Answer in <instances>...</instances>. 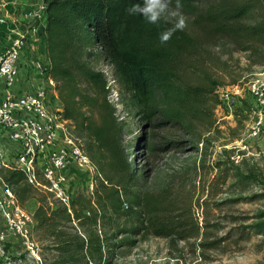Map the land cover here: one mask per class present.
I'll return each instance as SVG.
<instances>
[{
    "label": "trees",
    "instance_id": "trees-1",
    "mask_svg": "<svg viewBox=\"0 0 264 264\" xmlns=\"http://www.w3.org/2000/svg\"><path fill=\"white\" fill-rule=\"evenodd\" d=\"M43 2L45 18L38 31L48 59L43 69L56 81L62 113L82 137L102 178L93 200L81 190L72 193L71 212L41 189L35 223L51 227L48 247L55 255L46 264H112L117 250L135 243L140 234L168 236L187 225L168 213L159 193L135 187L123 144L124 121L108 98L104 73L91 58L102 55L113 64L127 104L149 122L191 129L205 116L209 93L220 101L215 86L221 80L213 78L208 67L198 66L205 42L226 36L236 49L256 52L253 60L264 61L259 47L264 45V0H179V10L177 0H171L168 13L156 24L126 12L143 0ZM256 6L263 7L258 18L246 22ZM178 13L192 15L198 32L175 29ZM169 29L175 30L162 43L161 35ZM191 65L199 69L195 81L184 76ZM4 177L16 186L21 200L32 188L21 170L8 169ZM47 197H53L56 206ZM185 231L179 238L191 233Z\"/></svg>",
    "mask_w": 264,
    "mask_h": 264
},
{
    "label": "rangeland",
    "instance_id": "rangeland-1",
    "mask_svg": "<svg viewBox=\"0 0 264 264\" xmlns=\"http://www.w3.org/2000/svg\"><path fill=\"white\" fill-rule=\"evenodd\" d=\"M0 1V11L5 16V7L21 20L24 12H32L29 21L37 25L38 34L44 23L43 9L39 7L42 0ZM261 8L254 7L244 20L255 21ZM181 17L187 29L198 32L192 15L178 13V22ZM15 24L19 21L0 22V50L14 34L11 28ZM25 44L18 58L19 73L13 89L26 87L31 71H39L46 81L43 68L48 59L42 38ZM259 47L264 51V45ZM201 51L204 60L198 58V66L208 67L213 78L221 80L215 88L237 82L245 90L243 95L219 102L209 93L203 107L205 116L195 120L191 129L149 122L127 104L113 64L102 55L91 58L96 69L107 78H115L110 87L116 92V111L125 124L123 144L130 173L137 180L135 187L159 193L168 213L191 231L183 238H179V233H185L184 229L168 236L144 232L132 245L119 248L112 264H264V126L258 131L253 129L257 112L247 87L255 79L264 81V61L253 60L256 52L249 49H236L226 36L205 42ZM187 72L188 76H184L195 81L199 69L191 65ZM48 93L51 103L60 104L55 86ZM101 178L97 177V184ZM84 183L85 176L69 173L71 192H84ZM31 187L22 200L17 197L34 210L42 191L32 184ZM94 195H90L92 200ZM47 199L52 207L56 206L53 197ZM50 228V224L38 228L33 214L30 237L34 252L20 237L9 234L0 244V264L49 262L55 255L48 247Z\"/></svg>",
    "mask_w": 264,
    "mask_h": 264
},
{
    "label": "built area",
    "instance_id": "built-area-1",
    "mask_svg": "<svg viewBox=\"0 0 264 264\" xmlns=\"http://www.w3.org/2000/svg\"><path fill=\"white\" fill-rule=\"evenodd\" d=\"M39 7L45 18L43 0ZM4 11L7 16L0 11V22L19 21V24L11 28L14 34L0 50V244L7 235L13 234L34 252V241L30 237L34 210L20 202L4 172L8 169L23 171L27 182L51 192L69 212L73 193L68 187L69 173L85 176L84 192L89 196L94 195L96 180L101 174L85 150L82 137L75 132L72 121L63 115L61 103H51L48 90L55 86L51 76L43 70L46 78L43 81L39 71H31L32 81L29 80L26 87L12 88L19 73L18 58L22 48L28 40L39 39V35L37 25L29 21L32 12H24L21 20L8 13L6 7ZM105 78L108 98L116 106V92L110 87L115 78ZM247 87L257 112L253 129L258 131L264 126V81L255 79ZM244 90L236 82L219 86L216 93L223 101L243 95Z\"/></svg>",
    "mask_w": 264,
    "mask_h": 264
},
{
    "label": "clouds",
    "instance_id": "clouds-1",
    "mask_svg": "<svg viewBox=\"0 0 264 264\" xmlns=\"http://www.w3.org/2000/svg\"><path fill=\"white\" fill-rule=\"evenodd\" d=\"M171 0H143V3H136L130 8L126 9L129 15L140 14L142 15L148 23L156 24L168 13V7ZM181 7L179 0L176 2V8L179 10ZM171 15H176V13H171ZM185 21L181 17L178 23L175 25V29H183L185 27ZM175 29H169L162 33L161 42H167L170 39L173 31Z\"/></svg>",
    "mask_w": 264,
    "mask_h": 264
},
{
    "label": "crops",
    "instance_id": "crops-1",
    "mask_svg": "<svg viewBox=\"0 0 264 264\" xmlns=\"http://www.w3.org/2000/svg\"><path fill=\"white\" fill-rule=\"evenodd\" d=\"M9 37H10V36H9ZM9 37H8V38H9ZM7 41H8V39H7ZM1 42H2V40L0 39V43H1ZM31 81H32V79H31Z\"/></svg>",
    "mask_w": 264,
    "mask_h": 264
}]
</instances>
